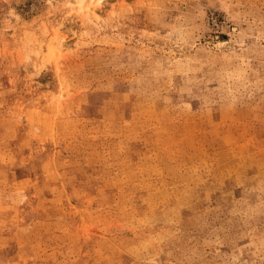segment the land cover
<instances>
[{
  "label": "rangeland",
  "instance_id": "374dc122",
  "mask_svg": "<svg viewBox=\"0 0 264 264\" xmlns=\"http://www.w3.org/2000/svg\"><path fill=\"white\" fill-rule=\"evenodd\" d=\"M0 264H264V0H0Z\"/></svg>",
  "mask_w": 264,
  "mask_h": 264
},
{
  "label": "bare ground",
  "instance_id": "6f19581e",
  "mask_svg": "<svg viewBox=\"0 0 264 264\" xmlns=\"http://www.w3.org/2000/svg\"><path fill=\"white\" fill-rule=\"evenodd\" d=\"M79 1H81V0H79Z\"/></svg>",
  "mask_w": 264,
  "mask_h": 264
}]
</instances>
